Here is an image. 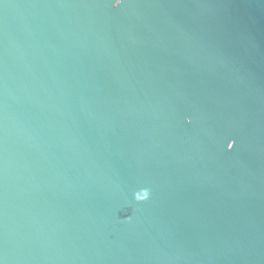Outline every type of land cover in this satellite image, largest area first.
Here are the masks:
<instances>
[{"label": "water", "instance_id": "95a60500", "mask_svg": "<svg viewBox=\"0 0 264 264\" xmlns=\"http://www.w3.org/2000/svg\"><path fill=\"white\" fill-rule=\"evenodd\" d=\"M113 3L0 0V264H264V0Z\"/></svg>", "mask_w": 264, "mask_h": 264}, {"label": "clouds", "instance_id": "9594fccd", "mask_svg": "<svg viewBox=\"0 0 264 264\" xmlns=\"http://www.w3.org/2000/svg\"><path fill=\"white\" fill-rule=\"evenodd\" d=\"M122 3V0H114V3L112 4V7H119ZM185 120L188 122L190 121L189 117H185ZM235 144V141H230L227 145V148L231 150ZM135 200L137 202H145L148 201L151 198V191L148 188H142L139 191L135 193Z\"/></svg>", "mask_w": 264, "mask_h": 264}]
</instances>
